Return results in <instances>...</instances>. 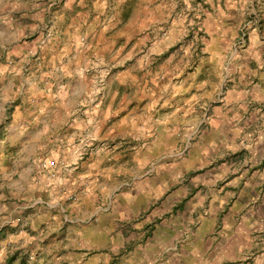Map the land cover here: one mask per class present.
<instances>
[{"label":"clouds","instance_id":"clouds-1","mask_svg":"<svg viewBox=\"0 0 264 264\" xmlns=\"http://www.w3.org/2000/svg\"><path fill=\"white\" fill-rule=\"evenodd\" d=\"M0 264H264V0H0Z\"/></svg>","mask_w":264,"mask_h":264}]
</instances>
